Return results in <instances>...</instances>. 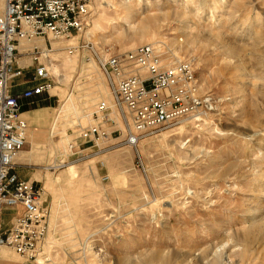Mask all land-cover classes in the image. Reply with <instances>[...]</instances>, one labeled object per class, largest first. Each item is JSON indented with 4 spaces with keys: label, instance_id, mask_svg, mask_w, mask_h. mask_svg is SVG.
<instances>
[{
    "label": "rangeland",
    "instance_id": "374dc122",
    "mask_svg": "<svg viewBox=\"0 0 264 264\" xmlns=\"http://www.w3.org/2000/svg\"><path fill=\"white\" fill-rule=\"evenodd\" d=\"M49 41L50 89L21 108L15 158L48 209L43 263L264 264V0H97L83 32ZM150 42L210 105L128 139L95 54ZM96 122L113 146L45 169Z\"/></svg>",
    "mask_w": 264,
    "mask_h": 264
},
{
    "label": "built area",
    "instance_id": "2783aa9c",
    "mask_svg": "<svg viewBox=\"0 0 264 264\" xmlns=\"http://www.w3.org/2000/svg\"><path fill=\"white\" fill-rule=\"evenodd\" d=\"M97 0H3L0 9V264H44L40 248L48 229V209L42 189L21 179L13 170L14 159L24 144L26 105L50 89L47 64L49 38L61 39L83 32ZM158 42L137 45L112 55L96 53L111 106L118 113L122 131L130 137L172 125L210 105L199 95L189 63L161 57ZM28 83L19 91L12 86ZM109 107L95 105V117L105 118ZM111 133L99 123L80 127L66 143L65 153L46 163L57 169L85 158L88 147L105 142L114 145ZM130 142L129 140H126ZM116 143L120 141H115ZM89 143L86 148L82 144ZM115 143V144H116ZM88 153V151H87ZM9 211L7 221L2 211ZM11 254L20 260L15 262ZM40 258L41 260L38 261Z\"/></svg>",
    "mask_w": 264,
    "mask_h": 264
},
{
    "label": "crops",
    "instance_id": "0c3cea01",
    "mask_svg": "<svg viewBox=\"0 0 264 264\" xmlns=\"http://www.w3.org/2000/svg\"><path fill=\"white\" fill-rule=\"evenodd\" d=\"M27 85H28V83L19 81L16 85L12 86V91H15V92L16 91H19V90H21L22 88H24ZM26 106H28V105H26V102L25 101H22V108L23 107H26ZM27 111H29V110L22 109L21 114H24L25 113L24 115H26V112ZM13 170L15 171V173L17 174V176L19 178H21V179H24V180H30V179H32V173H27V172L23 171L25 169L22 166H20L19 162L15 161V159H14Z\"/></svg>",
    "mask_w": 264,
    "mask_h": 264
},
{
    "label": "bare ground",
    "instance_id": "6f19581e",
    "mask_svg": "<svg viewBox=\"0 0 264 264\" xmlns=\"http://www.w3.org/2000/svg\"><path fill=\"white\" fill-rule=\"evenodd\" d=\"M49 68L50 69H53L54 67H52V65L51 64H49ZM53 71H54V69H53ZM56 73V72H55ZM21 115H23V114H21ZM39 260L38 261H40L41 259L40 258H38ZM14 261H15V259H14Z\"/></svg>",
    "mask_w": 264,
    "mask_h": 264
}]
</instances>
